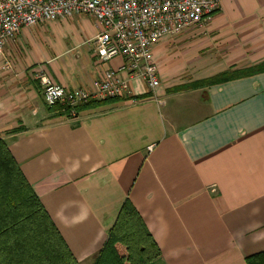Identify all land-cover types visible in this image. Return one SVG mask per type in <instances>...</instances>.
I'll return each mask as SVG.
<instances>
[{
  "label": "crops",
  "instance_id": "1",
  "mask_svg": "<svg viewBox=\"0 0 264 264\" xmlns=\"http://www.w3.org/2000/svg\"><path fill=\"white\" fill-rule=\"evenodd\" d=\"M99 30L90 14L24 26L0 59V138L72 253L95 264L129 200L161 251L150 264H248L264 252V0L161 38V83L133 80L135 101L53 111L38 72L95 91L124 64L98 59Z\"/></svg>",
  "mask_w": 264,
  "mask_h": 264
},
{
  "label": "built area",
  "instance_id": "2",
  "mask_svg": "<svg viewBox=\"0 0 264 264\" xmlns=\"http://www.w3.org/2000/svg\"><path fill=\"white\" fill-rule=\"evenodd\" d=\"M224 0H0V59L7 43L24 26L90 14L100 30L93 39L96 56L106 62L116 56L125 59L119 69H107L96 80L95 91L71 89L55 83L46 72H38L47 105L77 107L92 100L111 97L138 98L131 82L136 78L150 88L160 85L159 67L153 46L165 36L178 35L192 27L202 28L222 9ZM127 76L123 75V72Z\"/></svg>",
  "mask_w": 264,
  "mask_h": 264
},
{
  "label": "trees",
  "instance_id": "3",
  "mask_svg": "<svg viewBox=\"0 0 264 264\" xmlns=\"http://www.w3.org/2000/svg\"><path fill=\"white\" fill-rule=\"evenodd\" d=\"M259 70V69H256ZM252 69L249 72H254ZM232 78L221 74L212 82ZM92 100L78 110L120 100ZM70 114L69 107L52 106ZM161 251L142 217L127 200L95 264H150ZM264 264V252L247 257ZM0 264H80L36 195L7 143L0 138Z\"/></svg>",
  "mask_w": 264,
  "mask_h": 264
},
{
  "label": "rangeland",
  "instance_id": "4",
  "mask_svg": "<svg viewBox=\"0 0 264 264\" xmlns=\"http://www.w3.org/2000/svg\"><path fill=\"white\" fill-rule=\"evenodd\" d=\"M120 100H131V101H134L133 98H121Z\"/></svg>",
  "mask_w": 264,
  "mask_h": 264
}]
</instances>
